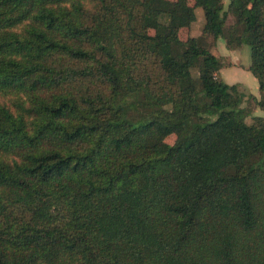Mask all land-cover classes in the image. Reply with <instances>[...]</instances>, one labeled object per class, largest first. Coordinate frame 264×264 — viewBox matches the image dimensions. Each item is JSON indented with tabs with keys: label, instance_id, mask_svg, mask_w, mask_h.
<instances>
[{
	"label": "trees",
	"instance_id": "trees-1",
	"mask_svg": "<svg viewBox=\"0 0 264 264\" xmlns=\"http://www.w3.org/2000/svg\"><path fill=\"white\" fill-rule=\"evenodd\" d=\"M253 107L264 0H0V264H264Z\"/></svg>",
	"mask_w": 264,
	"mask_h": 264
},
{
	"label": "rangeland",
	"instance_id": "rangeland-1",
	"mask_svg": "<svg viewBox=\"0 0 264 264\" xmlns=\"http://www.w3.org/2000/svg\"><path fill=\"white\" fill-rule=\"evenodd\" d=\"M198 21L193 30V34H200L203 25V11L197 9ZM231 22V21H230ZM187 31L183 30L181 36L183 39L187 38ZM217 56L222 58L223 69L220 72V78L227 84H241V89L246 93L260 97V86L258 80L249 71L251 66V49L248 45L243 48L230 52L225 48L224 42L221 40L218 47L214 49ZM253 116L264 117V112L259 111L253 107ZM176 140L175 135H171L166 138V142L173 144Z\"/></svg>",
	"mask_w": 264,
	"mask_h": 264
}]
</instances>
